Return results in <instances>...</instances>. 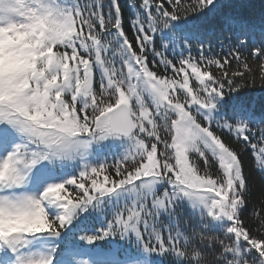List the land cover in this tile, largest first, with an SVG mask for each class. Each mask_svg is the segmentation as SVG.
Listing matches in <instances>:
<instances>
[{"label":"snow or ice","instance_id":"6c2138e0","mask_svg":"<svg viewBox=\"0 0 264 264\" xmlns=\"http://www.w3.org/2000/svg\"><path fill=\"white\" fill-rule=\"evenodd\" d=\"M127 7L0 0V264H264V24Z\"/></svg>","mask_w":264,"mask_h":264},{"label":"trees","instance_id":"16d2710c","mask_svg":"<svg viewBox=\"0 0 264 264\" xmlns=\"http://www.w3.org/2000/svg\"><path fill=\"white\" fill-rule=\"evenodd\" d=\"M128 0H121V5L124 9L125 14V28L128 29V20L131 17V10L127 7ZM220 3L226 5L222 9V12L226 11L229 7L233 10L238 11L240 19L247 21L248 23L255 26L256 30L259 31L262 24H264V0H220ZM219 18L209 17L200 22V28L202 31L208 33L210 38V33L213 35V50L214 52H219V40L223 39L225 42V49L229 42L230 34L227 32L222 33L219 24ZM217 29V30H216ZM216 30V32H215ZM193 55H197L194 50ZM240 101L245 103H251L257 111L259 112L260 106L264 104V90H261L259 82L256 86L248 87L243 89L238 98ZM227 138V134H225ZM260 188L259 181L257 180L254 192L258 194ZM188 213H185L187 218Z\"/></svg>","mask_w":264,"mask_h":264}]
</instances>
